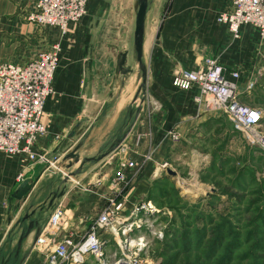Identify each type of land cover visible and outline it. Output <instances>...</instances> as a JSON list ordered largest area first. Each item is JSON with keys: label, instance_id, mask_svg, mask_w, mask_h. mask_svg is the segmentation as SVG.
<instances>
[{"label": "crops", "instance_id": "0c3cea01", "mask_svg": "<svg viewBox=\"0 0 264 264\" xmlns=\"http://www.w3.org/2000/svg\"><path fill=\"white\" fill-rule=\"evenodd\" d=\"M16 1L23 15L29 0ZM136 1L87 0L86 15L82 19L68 25L63 34L50 28V35L42 36L48 45L60 47L52 80L53 93L42 109L44 133L31 148L32 154L42 156L44 161L35 163L25 155H0V252L4 256L12 255L7 260L2 258L0 264H42L43 255L32 244L38 229L56 208L62 211L63 223L54 234L52 244L63 238L80 239L103 206L104 198L113 191L117 192L114 197L119 216L125 219L158 176L157 165L166 161L169 142L164 139V132L175 131L180 139L188 140L200 127L225 120L218 113L197 110L191 101L193 91L184 92L171 86L172 77L178 71L194 70L214 60L226 72L237 73L235 94L239 102L264 101V45L255 30L240 27L238 38L233 39L226 27L214 23L218 14L231 12L230 0H147L141 51L144 76L140 75V79L151 109L141 116L140 123H134L130 119L132 113L125 112L126 105L118 101L111 103L110 98L119 94L116 80L120 90L123 85L117 66L119 54H126V64L135 62L129 43ZM4 2L0 17L7 6ZM17 28L24 36L32 29L23 21ZM41 51L34 46L27 54L33 58ZM32 58H20L19 62ZM135 73V70L130 73L133 81ZM249 84L252 86L247 89ZM248 107L260 110L264 117V106ZM118 141L109 157L85 162L80 169L78 162L73 164L69 170L76 173L61 186L63 195L50 205V200L46 201L47 208L40 216L34 214L24 224L16 225V241L9 243L14 235L9 232L16 223L11 210H20L35 202L43 181L56 178V173L49 171L54 170L53 165L59 166L60 159L76 145H80L76 152L78 160L83 161L107 153ZM147 153L151 161L144 162L142 156ZM123 160L131 161L134 167L123 172L126 188L113 189L110 180L117 164ZM18 175L23 181L31 182L32 190L21 202L10 203V192H15L22 182L16 179ZM35 218L37 226L18 243L20 231ZM6 234L10 235L7 243L4 242ZM111 240L116 242V237Z\"/></svg>", "mask_w": 264, "mask_h": 264}, {"label": "rangeland", "instance_id": "374dc122", "mask_svg": "<svg viewBox=\"0 0 264 264\" xmlns=\"http://www.w3.org/2000/svg\"><path fill=\"white\" fill-rule=\"evenodd\" d=\"M4 4L7 6L0 17V64L20 63V58H32L27 54L28 49L37 46L41 51L50 46L42 39V36L50 35V28L28 23L16 0H6ZM2 5L0 0V7ZM21 21L32 27L25 36L19 34L17 28ZM129 44L132 52V39ZM125 67L130 72L119 73L123 83L120 90L116 80L119 94L109 98L111 103H124L125 112L132 113L130 119L140 123L141 116L151 109L149 96L145 93L136 62L129 61ZM134 70L136 78L133 81L131 74ZM252 101L240 103L264 106V101ZM223 118L225 120L221 119L216 125L200 127L188 140L179 138L175 143H168L166 170H170L173 176L166 175V170L159 171L152 181L162 179L163 182L152 189L153 201H147L145 195L132 206L127 219L122 222L116 242L101 233L104 238L99 262L86 256L82 264H116L117 261L121 264L125 261L129 264H264V154L243 133L233 128L226 117ZM262 124L264 117L260 128L264 135ZM114 149H109L105 157H109ZM77 162L79 169L85 163ZM73 164V159L62 158L59 166L53 165L54 170L50 168L56 178L49 176L51 178L43 181L35 202L20 210H11L16 223L30 212L40 216L47 208L46 201L63 191L61 186L73 179L71 173L74 172L69 170ZM20 180L23 181V177ZM53 183L57 189H53ZM14 193L10 192V203L16 201L12 196ZM148 203L151 210L140 208ZM16 223L9 232L14 235L10 239L6 234L5 243L9 241L7 239H10L9 243L16 241ZM220 225H223L221 230ZM216 237L218 241L214 244L212 241ZM11 257V254L4 256L0 252V260Z\"/></svg>", "mask_w": 264, "mask_h": 264}, {"label": "built area", "instance_id": "2783aa9c", "mask_svg": "<svg viewBox=\"0 0 264 264\" xmlns=\"http://www.w3.org/2000/svg\"><path fill=\"white\" fill-rule=\"evenodd\" d=\"M86 2L30 0L24 13L25 20L34 26L56 29L63 34L68 25L77 23L86 15ZM230 5L231 12L218 14L214 23L226 27L233 39L238 38L240 27H250L264 45V0H230ZM59 53V45L52 44L29 61L0 64V154L7 157L25 155L35 163H43V157L32 154L31 148L44 133L42 109L45 100L53 93L52 80ZM237 78L236 72H226L216 61L208 60L200 68L175 73L171 86L184 92L193 91L191 101L197 110L226 117L233 128L243 133L264 154V135L260 129L262 113L238 101L235 94ZM251 86L249 84L247 89ZM163 137L170 143L179 140L175 131H166ZM142 160L151 161L150 153L143 155ZM133 167L131 161L119 162L110 186L117 189L119 185H127L123 172ZM157 169L165 171L168 163H159ZM16 179L20 181L21 175ZM114 193L104 198L100 211L78 240L63 238L52 244L54 234L63 223L62 211L60 208L54 209L38 229L32 247L43 255L42 264H82L86 256H92L99 262L102 256L101 233L111 239L117 238L124 220L119 216ZM140 208L146 211L152 209L149 203ZM125 262L122 264H129ZM119 263L117 261L116 264Z\"/></svg>", "mask_w": 264, "mask_h": 264}, {"label": "water", "instance_id": "95a60500", "mask_svg": "<svg viewBox=\"0 0 264 264\" xmlns=\"http://www.w3.org/2000/svg\"><path fill=\"white\" fill-rule=\"evenodd\" d=\"M136 11L134 14V24H133V31H132V52L134 54V60L137 64V68L141 72V77L143 78L144 76V68L141 62V51H142V42H143V25H144V17H145V11L147 7V0H137L136 1ZM125 53L119 54L117 66L119 69V73L121 75H125L126 73L130 72V69L125 67ZM122 80H121V85H122ZM120 141L116 142L110 150H113L117 144H119ZM80 145H76L70 152H68L64 157L63 160L66 159H73V163H76L78 160V155H77V150L79 149ZM107 155V153H104L97 157L96 159H84L82 163L84 162H89V161H95V160H100L104 158ZM70 166V165H69ZM68 166V167H69ZM166 175L168 176H173V173L170 170L165 171ZM72 176L75 174L71 173ZM32 190V184L30 181H22L20 185L18 186L17 190L15 193L12 195L13 198L16 201H21L23 197H25L29 192ZM63 191L59 192L57 195H52V198L50 199L48 205L52 203L53 200L58 199L62 196ZM34 212H30L28 215H23L16 223V225H21L25 219H28L29 217L33 216ZM38 220L35 219L34 221L30 222L27 224V226L20 231V235L18 237V243L21 242L23 238L27 236V234L30 232V230L33 227L37 226Z\"/></svg>", "mask_w": 264, "mask_h": 264}, {"label": "trees", "instance_id": "16d2710c", "mask_svg": "<svg viewBox=\"0 0 264 264\" xmlns=\"http://www.w3.org/2000/svg\"><path fill=\"white\" fill-rule=\"evenodd\" d=\"M161 182H163L162 179H157V180H155V181H152L151 185H150L149 188H148L147 194H146V200H147V201H153V200H152V197H151L152 189L155 188V187H157L158 184H161ZM218 228L221 230V229L223 228V225H220ZM201 236H202V235H200V237H201ZM217 236H218V235H217ZM217 241H218V238L216 237L215 239H213L212 243L215 244V243H217ZM208 256H209V255H208Z\"/></svg>", "mask_w": 264, "mask_h": 264}]
</instances>
